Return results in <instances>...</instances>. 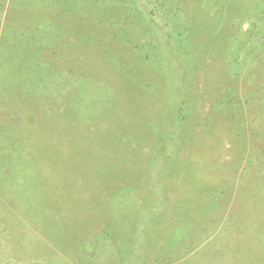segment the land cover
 I'll return each mask as SVG.
<instances>
[{
	"label": "rangeland",
	"instance_id": "rangeland-1",
	"mask_svg": "<svg viewBox=\"0 0 264 264\" xmlns=\"http://www.w3.org/2000/svg\"><path fill=\"white\" fill-rule=\"evenodd\" d=\"M0 264H264V0H0Z\"/></svg>",
	"mask_w": 264,
	"mask_h": 264
}]
</instances>
